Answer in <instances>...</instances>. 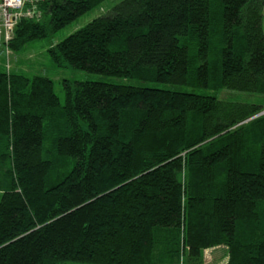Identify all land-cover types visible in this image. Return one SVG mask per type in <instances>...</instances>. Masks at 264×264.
<instances>
[{
  "label": "trees",
  "instance_id": "16d2710c",
  "mask_svg": "<svg viewBox=\"0 0 264 264\" xmlns=\"http://www.w3.org/2000/svg\"><path fill=\"white\" fill-rule=\"evenodd\" d=\"M105 1H38L8 49ZM47 54L249 101L0 73V264H264V0H121Z\"/></svg>",
  "mask_w": 264,
  "mask_h": 264
},
{
  "label": "rangeland",
  "instance_id": "374dc122",
  "mask_svg": "<svg viewBox=\"0 0 264 264\" xmlns=\"http://www.w3.org/2000/svg\"><path fill=\"white\" fill-rule=\"evenodd\" d=\"M120 1L121 0H106L99 8L93 9L83 14L61 30L57 31L54 35L30 42L23 51L13 53L9 49L0 46V73L8 71L12 73H18L26 77L43 75L51 79L53 82L54 93L58 96L61 104L64 100V93L62 89L63 80L79 82H105L134 87L171 89L180 92L213 95L221 99L249 101V97L245 95H235L234 93L226 91H223L221 93H214L213 91H209L206 89H197L191 87H172L160 83L142 82L127 78H115L95 73H87L85 71L74 69L69 65L57 68L52 64L47 54V50L51 46L57 44L75 31L86 26L93 19L101 16H107L112 7ZM255 117H258V115H255L254 118ZM226 262L227 252L224 247L221 246L204 251L205 264H226Z\"/></svg>",
  "mask_w": 264,
  "mask_h": 264
},
{
  "label": "built area",
  "instance_id": "2783aa9c",
  "mask_svg": "<svg viewBox=\"0 0 264 264\" xmlns=\"http://www.w3.org/2000/svg\"><path fill=\"white\" fill-rule=\"evenodd\" d=\"M38 1L42 0H0V46L8 49L13 31L21 19L38 20L40 13L35 7ZM260 113L263 115L264 110Z\"/></svg>",
  "mask_w": 264,
  "mask_h": 264
},
{
  "label": "water",
  "instance_id": "95a60500",
  "mask_svg": "<svg viewBox=\"0 0 264 264\" xmlns=\"http://www.w3.org/2000/svg\"><path fill=\"white\" fill-rule=\"evenodd\" d=\"M257 115L259 116V115H261V113H259V114H257ZM253 118H254V116H253L252 118H250V119H253ZM250 119H249V120H250Z\"/></svg>",
  "mask_w": 264,
  "mask_h": 264
}]
</instances>
